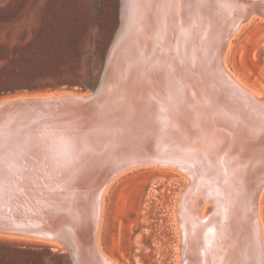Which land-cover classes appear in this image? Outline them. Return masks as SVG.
<instances>
[{"label": "bare ground", "instance_id": "bare-ground-1", "mask_svg": "<svg viewBox=\"0 0 264 264\" xmlns=\"http://www.w3.org/2000/svg\"><path fill=\"white\" fill-rule=\"evenodd\" d=\"M124 1L103 74L108 112L94 128L74 129L71 146L64 121L59 137L40 139L29 126L19 129L18 114L0 112V218L13 217L6 205L31 212L37 187L63 188L55 197L68 199L76 226L94 225L85 264H118L99 244L104 191L135 164L170 165L187 180L173 209L187 260L264 264V95L240 82L225 59L250 4ZM56 112L32 116L47 121ZM52 141L58 151L49 154ZM75 178L78 189H67Z\"/></svg>", "mask_w": 264, "mask_h": 264}, {"label": "rangeland", "instance_id": "rangeland-1", "mask_svg": "<svg viewBox=\"0 0 264 264\" xmlns=\"http://www.w3.org/2000/svg\"><path fill=\"white\" fill-rule=\"evenodd\" d=\"M120 14L121 0H0V76L14 67L19 70L29 55L39 66L38 77L51 83L7 91L0 98L92 90ZM225 59L240 82L263 95L264 17L252 16L240 24L230 37ZM186 182L170 165L138 164L120 171L103 194L101 249L118 264H182L173 209ZM260 213L264 222V188ZM0 264H71V259L48 241L0 234Z\"/></svg>", "mask_w": 264, "mask_h": 264}, {"label": "water", "instance_id": "water-1", "mask_svg": "<svg viewBox=\"0 0 264 264\" xmlns=\"http://www.w3.org/2000/svg\"><path fill=\"white\" fill-rule=\"evenodd\" d=\"M247 2L250 6L241 18V23L252 16L264 17V0H247ZM124 4L125 1L121 0V15ZM113 41L105 57L99 80L96 86L89 92L78 93L62 90L50 93L13 94L0 98V112L8 110L15 116L18 114L17 117L19 116V119H17V121L22 125L19 129L29 126L32 132H38L40 139L46 134L59 137L62 132L66 131V126H57V121L66 122L67 141L68 138L73 136L72 131L74 129H79L81 131V129L88 130L89 128H94L91 126L94 121L99 119L101 114H103L102 112L105 114L108 112V107H106L107 103L104 100L103 94V74L106 67L107 56ZM261 93L264 95V90ZM40 109L57 111L54 116L52 115L56 118L45 121V117L32 116L36 110ZM17 117H14L12 121ZM53 117L48 116L47 119ZM37 121L40 122L38 126L35 124ZM59 141L60 140H58V142ZM68 142L73 146L74 140ZM77 142L79 143V141ZM57 145L56 141L47 144V146L50 147L48 148L49 154L57 153ZM83 164V166H79L78 172L85 170V163ZM71 185H73L76 190L78 189L76 178L75 180L72 179V182L67 183V189H70ZM56 188L57 187L52 188V186L49 188L47 186H40V188L37 187V189L30 191L29 195L32 200L28 198V201L31 203L30 207L32 211L30 212V210L27 209L26 215L23 213V209H17L14 206L11 208V206L6 205L5 207L8 210V213L5 211L6 216L13 217L0 218V234L32 237L48 241L66 250L71 259V264H85L84 252L87 247L92 244L94 238L92 235L94 225L92 221H88L81 228L80 226L77 227L74 219L71 218L72 212L69 204H67L68 199L66 203L62 197H55L57 196L56 192L59 191ZM60 191L63 194L64 189L61 188ZM180 256L182 264H198L195 262L190 263L187 260L182 239Z\"/></svg>", "mask_w": 264, "mask_h": 264}, {"label": "trees", "instance_id": "trees-1", "mask_svg": "<svg viewBox=\"0 0 264 264\" xmlns=\"http://www.w3.org/2000/svg\"><path fill=\"white\" fill-rule=\"evenodd\" d=\"M48 43L42 47V49H48ZM36 65L32 57L27 55L23 58V63H19V70L13 68L11 71L0 76V94L7 91H12L19 88L37 89L46 85H50L49 79L38 77L37 71L35 70ZM41 67V66H40ZM54 68L60 69V66L55 65ZM67 81H59L60 84L66 83Z\"/></svg>", "mask_w": 264, "mask_h": 264}]
</instances>
